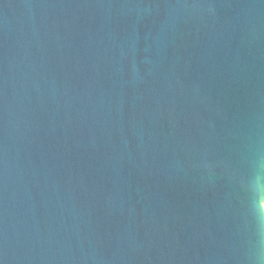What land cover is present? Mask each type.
Returning a JSON list of instances; mask_svg holds the SVG:
<instances>
[{
    "label": "water",
    "instance_id": "1",
    "mask_svg": "<svg viewBox=\"0 0 264 264\" xmlns=\"http://www.w3.org/2000/svg\"><path fill=\"white\" fill-rule=\"evenodd\" d=\"M264 0H0V264H264Z\"/></svg>",
    "mask_w": 264,
    "mask_h": 264
},
{
    "label": "bare ground",
    "instance_id": "2",
    "mask_svg": "<svg viewBox=\"0 0 264 264\" xmlns=\"http://www.w3.org/2000/svg\"><path fill=\"white\" fill-rule=\"evenodd\" d=\"M261 208H262V212H263V216H264V205L261 204Z\"/></svg>",
    "mask_w": 264,
    "mask_h": 264
},
{
    "label": "rangeland",
    "instance_id": "3",
    "mask_svg": "<svg viewBox=\"0 0 264 264\" xmlns=\"http://www.w3.org/2000/svg\"><path fill=\"white\" fill-rule=\"evenodd\" d=\"M261 204L264 205V197H262Z\"/></svg>",
    "mask_w": 264,
    "mask_h": 264
}]
</instances>
